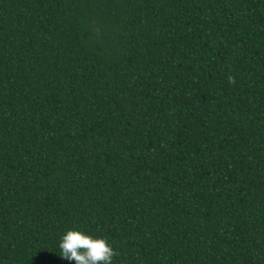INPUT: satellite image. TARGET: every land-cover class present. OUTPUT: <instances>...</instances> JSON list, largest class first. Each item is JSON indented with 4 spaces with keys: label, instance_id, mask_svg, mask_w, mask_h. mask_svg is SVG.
I'll return each instance as SVG.
<instances>
[{
    "label": "trees",
    "instance_id": "16d2710c",
    "mask_svg": "<svg viewBox=\"0 0 264 264\" xmlns=\"http://www.w3.org/2000/svg\"><path fill=\"white\" fill-rule=\"evenodd\" d=\"M264 264V0H0V264Z\"/></svg>",
    "mask_w": 264,
    "mask_h": 264
},
{
    "label": "clouds",
    "instance_id": "9594fccd",
    "mask_svg": "<svg viewBox=\"0 0 264 264\" xmlns=\"http://www.w3.org/2000/svg\"><path fill=\"white\" fill-rule=\"evenodd\" d=\"M57 247L60 258L74 264H112L115 255L105 238L75 229L62 233Z\"/></svg>",
    "mask_w": 264,
    "mask_h": 264
}]
</instances>
